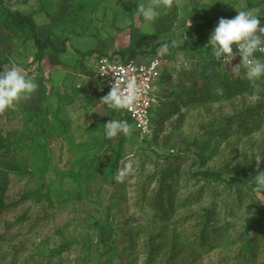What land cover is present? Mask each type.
Instances as JSON below:
<instances>
[{
    "label": "rangeland",
    "instance_id": "obj_1",
    "mask_svg": "<svg viewBox=\"0 0 264 264\" xmlns=\"http://www.w3.org/2000/svg\"><path fill=\"white\" fill-rule=\"evenodd\" d=\"M147 2L25 0L21 10L0 4V70L18 64L38 84L29 100L0 112V160L5 155L16 164L5 175L0 264H264V225L255 261L244 262L249 252L238 239L251 201L264 205L254 175L241 171L264 170V79L255 85L247 79L231 98L195 102L173 76L157 86L147 137L115 103L106 104L95 76L100 53L139 56L181 34L187 38L177 48L187 42L190 59L210 60L205 45L218 19L248 10L264 24V0H173L152 33L137 10ZM14 10L32 15L39 37L63 49L48 48L38 60L30 29L8 15ZM109 120L128 122L131 134L106 137ZM252 122L259 126L249 130ZM179 152L182 166L165 183L175 202L160 220L142 197L144 190L154 193L155 182L144 179L159 173L167 156L179 163L170 155ZM204 170L225 179H208ZM201 187V196L190 198ZM241 190L237 209L232 200ZM204 214L203 220L212 214L216 243L197 248Z\"/></svg>",
    "mask_w": 264,
    "mask_h": 264
},
{
    "label": "trees",
    "instance_id": "obj_2",
    "mask_svg": "<svg viewBox=\"0 0 264 264\" xmlns=\"http://www.w3.org/2000/svg\"><path fill=\"white\" fill-rule=\"evenodd\" d=\"M8 15L16 24L21 25V26H27L30 29L31 37L36 47V58L38 60H41L43 58L45 50L48 48H50L54 52H58L61 49H63V47L61 49L58 48V46H56L55 43L50 38L46 37L42 39L39 37V35L37 34V30H36V24H35V21L32 15L22 13L21 11H18V10L8 11ZM182 47L183 48L181 50L180 48H177V47L175 48L170 47L169 51L173 50L174 57H176L178 54H183L186 58L190 59L188 56L189 55L188 43L185 42L182 45ZM159 49L157 48V49L152 50V52L150 53H144L141 55L154 54L158 52ZM77 52H79L82 56H85V55H91L93 53V50H87L86 52H80L77 49ZM100 54H104V53H100ZM111 54L116 56L114 52H112ZM117 56H120V55H117ZM135 56H138V55L131 53L130 55H125V56L122 54V56L120 57L123 60H128ZM190 60L192 61V63H190L191 65L190 70H184L182 66L173 67V68L164 70L160 75L158 85L164 84L165 82L166 84H168L169 82L172 81L171 78L175 76V81L179 79V82L177 83L178 85L177 87L182 86V88L180 89V92H182L183 94L189 95V99H192V100L194 99L195 102H205V101L211 100L213 97L214 98L220 97L222 94L224 97L231 98L234 95L241 93L245 85L247 84L248 80L245 77V72H246L245 69H242L240 74L236 76H232V75H229L228 72L225 71V69H222L223 67L221 68L222 65L220 66V69H219V67L217 66L218 63H216L217 61L213 60L214 61L213 62L212 59L210 60L208 58L203 59L202 56L196 55L194 58ZM184 76L185 78L183 82H180V79ZM99 82L101 85L100 80ZM174 84L176 85V82ZM182 93H181V96H183ZM104 95L106 96L107 93H104ZM105 102L107 105H112L114 103L111 100V98H107V99L105 98ZM115 105L122 112L121 107L117 104ZM124 115L126 117L125 118L126 121H131L129 116H127L126 114ZM227 119L230 120L231 117ZM258 126H259L258 123L252 122V126L251 128H249V130H253L257 128ZM227 136H228L227 130L222 131L221 137L226 138ZM1 145H2V138L0 136V146ZM173 154H170V155L173 156V159L179 160V163H176L174 165L173 163H171L173 162V160L169 159L168 158L169 156H167L165 157V160L167 161L166 166L164 168H161L159 173H156L154 175V172H153L152 174H150L151 176H147L144 179V180H150V181L155 182L154 193L151 195L147 194L143 186V190H144L143 193L144 192L145 193L143 194L142 197L144 199L143 201L147 202V205L151 206V208H153L154 210H156V212H158V215H156V217L159 218L160 220L165 217L164 215H166V207L170 208L172 204L175 202L174 200L175 197L171 195V193H169L172 185H169V184L165 185V183H168L169 180L173 178L174 175H176L175 173H177V170L179 169L180 166H182V163H183V154H181L180 152L176 153L175 155ZM156 158H159V156H156ZM1 159L2 161L0 160V210L2 208L9 207V205L5 204L3 200V194L6 189V176H5L6 172L16 167V164L8 160L7 157H5V155L1 157ZM241 171H249L254 175V177L256 176V172H257L256 170L249 169V168H242ZM200 174L213 181L225 179V178H222L221 174H219L217 171L204 170L200 172ZM237 174H240L239 170ZM231 180L227 179V182H228L227 184L232 183ZM235 181H238V178ZM253 186L256 191L264 192V190H258L256 188L254 178H253ZM202 189L203 188L201 187L195 194L190 195V198L198 199L201 196ZM240 193H243V191L241 190V192L237 193L236 197H233V200H232V204H234V206L235 204H237L236 207L237 206L240 207V204L242 203V198H237L240 196ZM251 200L252 198L251 199L248 198L247 201H251ZM238 207L237 209H240ZM250 207H252V209H251V212L246 216V222L244 224V231L238 235V239L242 237V240L244 242V244L241 245V249L247 248L248 249L247 253L249 252L247 257L243 258L245 263H250L251 261H255V259L257 258L256 256H257V251H258L256 247L258 244L263 245L261 243L262 238L260 237L259 239L257 235L261 233V227L264 225V205L258 206V205H255L251 201ZM215 212L216 210L213 213ZM212 214L210 215V218L208 217L206 220L205 219L203 220L205 214L200 219L201 228L199 229V231L194 237L195 246L197 248L198 247L202 248L205 244L216 243L215 235L212 232V225L211 223H208L209 221H211Z\"/></svg>",
    "mask_w": 264,
    "mask_h": 264
},
{
    "label": "clouds",
    "instance_id": "obj_3",
    "mask_svg": "<svg viewBox=\"0 0 264 264\" xmlns=\"http://www.w3.org/2000/svg\"><path fill=\"white\" fill-rule=\"evenodd\" d=\"M172 4L173 0H148L147 3L137 5V10L145 22L146 33L154 32L152 23L161 15L162 9H169ZM185 38L187 37L181 34L171 42L163 43L159 49L160 54L168 53L170 47H178ZM234 46L240 57V63L246 67L243 69L246 71L245 77L249 82L255 85L264 79V59L255 56L257 52H264V24L261 23L259 16L248 10H237L233 18L218 19L205 47L211 48L215 59L223 58L226 65L234 58ZM181 66L184 70H190L191 67L190 62L184 57L178 59L177 67ZM37 88L35 76H29L18 64L0 70V112L29 100ZM104 98H111L117 105L125 103L120 99L119 93L112 89ZM132 100L133 98H129L127 103H131ZM104 128L108 138L132 132V126L126 121L109 120L104 124ZM260 159L261 157L256 158L257 161ZM254 180L256 188L264 190V170H258Z\"/></svg>",
    "mask_w": 264,
    "mask_h": 264
},
{
    "label": "built area",
    "instance_id": "obj_4",
    "mask_svg": "<svg viewBox=\"0 0 264 264\" xmlns=\"http://www.w3.org/2000/svg\"><path fill=\"white\" fill-rule=\"evenodd\" d=\"M24 0H0L5 6H12ZM255 56L264 59V52H257ZM179 57H184L190 63V59L183 54L173 56V50L161 55L159 50L154 54L139 55L128 60L111 53L98 55L95 64V75L101 81L100 91L109 93L111 89L118 92L120 99L125 103L119 105L122 112L130 117L137 130L142 136H150L153 132L152 111L156 102V89L161 73L173 67H177ZM221 61L225 71L229 75L236 76L241 73L244 66L240 63V57L234 46V58L224 63L223 58L215 59ZM238 65L237 67H235ZM235 67V68H233ZM246 69V67L244 66ZM133 98L131 103H127Z\"/></svg>",
    "mask_w": 264,
    "mask_h": 264
},
{
    "label": "crops",
    "instance_id": "obj_5",
    "mask_svg": "<svg viewBox=\"0 0 264 264\" xmlns=\"http://www.w3.org/2000/svg\"><path fill=\"white\" fill-rule=\"evenodd\" d=\"M25 1V0H24ZM24 1H21V2H18V3H16L15 5H12V7H14L13 9H20L21 10V8L20 7H23V5H24V7L26 6L25 4H21V3H23ZM2 4V3H1ZM20 4V5H19ZM34 20H35V18H34ZM36 30H37V28H36ZM96 76V75H95ZM98 79V78H97Z\"/></svg>",
    "mask_w": 264,
    "mask_h": 264
}]
</instances>
